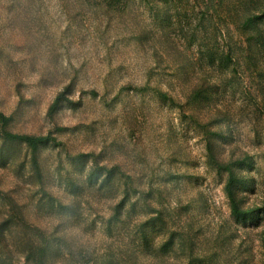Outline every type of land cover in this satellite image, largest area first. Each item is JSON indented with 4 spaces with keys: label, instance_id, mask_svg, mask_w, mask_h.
<instances>
[{
    "label": "rangeland",
    "instance_id": "rangeland-1",
    "mask_svg": "<svg viewBox=\"0 0 264 264\" xmlns=\"http://www.w3.org/2000/svg\"><path fill=\"white\" fill-rule=\"evenodd\" d=\"M0 264H264V0H0Z\"/></svg>",
    "mask_w": 264,
    "mask_h": 264
},
{
    "label": "trees",
    "instance_id": "trees-1",
    "mask_svg": "<svg viewBox=\"0 0 264 264\" xmlns=\"http://www.w3.org/2000/svg\"><path fill=\"white\" fill-rule=\"evenodd\" d=\"M0 119L4 123L7 120V115L3 112H0ZM1 135H4L5 137L11 138V139H19V140L26 141L33 146L39 143L45 142L51 138L49 135H29V134L10 132L6 130L0 132V136Z\"/></svg>",
    "mask_w": 264,
    "mask_h": 264
}]
</instances>
